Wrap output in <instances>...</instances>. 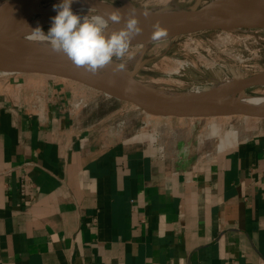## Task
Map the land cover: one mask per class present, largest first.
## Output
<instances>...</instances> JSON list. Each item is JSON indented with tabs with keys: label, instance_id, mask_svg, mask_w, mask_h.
<instances>
[{
	"label": "crops",
	"instance_id": "1",
	"mask_svg": "<svg viewBox=\"0 0 264 264\" xmlns=\"http://www.w3.org/2000/svg\"><path fill=\"white\" fill-rule=\"evenodd\" d=\"M132 108L64 78L0 76V264H264V121L178 160L115 133Z\"/></svg>",
	"mask_w": 264,
	"mask_h": 264
},
{
	"label": "rangeland",
	"instance_id": "2",
	"mask_svg": "<svg viewBox=\"0 0 264 264\" xmlns=\"http://www.w3.org/2000/svg\"><path fill=\"white\" fill-rule=\"evenodd\" d=\"M103 1L114 6H122L121 2L116 0ZM128 1L136 8H143L142 11L188 8L194 4L205 5L211 2V0ZM59 3L60 0H42L40 7H50ZM43 16L45 14L38 15ZM51 25L43 26L41 30L47 33ZM121 62L126 64L124 71L131 79L143 85L181 92L193 88L202 90L229 82L233 78L230 74H223L220 79H216L213 75L205 74L204 70H211L214 74L218 67L222 70L239 69L244 75L240 76L242 79H249L253 74L264 72V32L211 30L181 33L143 49L139 48L137 43H131L128 56L111 66L115 67V63ZM179 62L188 63L191 67L186 71H180ZM49 76L63 78L54 74ZM251 85L258 86L245 91L247 95L264 96V83L260 78ZM82 105L85 107L88 103L83 102L79 106ZM132 109L134 116H127L128 112H123L118 118H113L115 133L125 135L127 139L139 137L142 140L155 141L178 160L189 153L194 154L196 158L211 156L238 139L252 135L254 128L264 121V111L260 114L250 112L230 114L229 117H226L227 115L174 117L151 115ZM246 115L257 118L248 119ZM171 143L172 149L168 147ZM163 147L160 149L163 150Z\"/></svg>",
	"mask_w": 264,
	"mask_h": 264
},
{
	"label": "water",
	"instance_id": "3",
	"mask_svg": "<svg viewBox=\"0 0 264 264\" xmlns=\"http://www.w3.org/2000/svg\"><path fill=\"white\" fill-rule=\"evenodd\" d=\"M29 1L31 2L32 0ZM41 1L42 0H34V3L28 9L23 8V10L0 22V36L9 35V32L13 29L12 27L28 23L31 17L56 11L53 7L41 8ZM90 1L103 0H74L71 7L83 5ZM117 1L121 2L122 6H127L131 9H139L134 7L128 0ZM250 1L255 2L259 0H237L236 2L242 3ZM210 4L211 3L205 5L194 4L191 7L180 9L159 8L154 10H143L141 16L138 18L143 31L133 39L131 43H136L137 40L149 35L154 31V25L158 24L160 26L171 19L184 16H193L204 21L206 20L210 25L199 29L191 28L183 33L211 30L225 32L239 30L264 32V7L254 13H247L233 18L214 9ZM27 10H30V12H27ZM145 13H147V15H145ZM1 71L37 73L48 76L58 73L64 77V79L79 83L107 98L129 104L133 108L151 115L184 117L200 106L199 103L188 104L185 101L178 103L154 95L146 85L131 78L125 80L126 82L122 85H114L112 81L110 83H105L102 79L86 72L83 68L76 67L64 54L54 53L48 48L32 43H18L11 47L0 44V72ZM216 71L217 72L212 74L211 70H204V73L213 75L216 79H220L223 74H230L232 77H244L239 69L224 71L218 67ZM249 77L251 79L264 78V72H259ZM256 86L258 85L243 86L230 94L235 97ZM236 114L241 113L236 112ZM245 117L257 118L250 115H246Z\"/></svg>",
	"mask_w": 264,
	"mask_h": 264
},
{
	"label": "bare ground",
	"instance_id": "4",
	"mask_svg": "<svg viewBox=\"0 0 264 264\" xmlns=\"http://www.w3.org/2000/svg\"><path fill=\"white\" fill-rule=\"evenodd\" d=\"M29 0H5L0 1V22L8 19L17 12L23 10V8H29L34 2ZM117 1V0H116ZM177 1V0H176ZM237 0H211V6L219 12L230 16L237 17L245 15L247 13H254L255 11L264 7V0L255 2H236ZM168 2V1H167ZM177 4V3H176ZM178 5V4H177ZM181 5V4H180ZM41 7V8H51ZM144 7V6H143ZM177 7V6H176ZM183 7V5H182ZM73 12L81 16L84 15H95V14H107L111 11L119 10L122 16H130L132 11L135 10L137 18L141 16V9H131L127 6H114L107 4L104 1H90L86 4L71 7ZM159 8V7H157ZM180 9V7H178ZM143 9V8H142ZM90 11V13H89ZM27 12H30V10ZM57 15V11L46 13L43 17L34 16L31 17L28 23L23 25H17L12 27V31L7 36H0V44L6 46H13L18 43H32L38 46H42L50 49L48 42L39 33H33L36 28H40L46 25L52 24V18ZM210 24L206 20H202L193 16L177 17L167 21L160 25V28L164 30L165 35L160 39H153L154 31L149 35L136 41L139 48L148 47L154 43L162 42L171 38L174 35L181 34L190 30L191 28L199 29L201 27L209 26ZM123 27V21L120 24L110 25L109 31L112 29H119ZM45 35L47 33L43 32ZM231 37V36H230ZM169 43V42H168ZM131 46V45H130ZM157 50V49H155ZM154 50V52H155ZM160 50V49H159ZM153 53V52H152ZM191 67L188 63L179 62L180 71H186L187 68ZM193 67V66H192ZM114 67L109 65L101 69L94 76L102 79L105 83L113 82L114 85H122L125 80L130 79V75L125 71H114ZM191 69V68H190ZM196 70V69H195ZM229 70V68L227 69ZM178 71V70H177ZM190 71V70H189ZM225 71V70H224ZM192 72V69H191ZM12 71H1V75L12 74ZM54 75L62 77L60 74L55 73ZM64 78V77H63ZM234 78V79H233ZM229 82H224L221 85L209 86L200 90L199 88H193L186 91H177L173 89H156L153 87L146 86L154 95L161 96L170 101L178 102L185 101L189 103H199L200 106L195 110L191 111L187 115L188 117L207 115H227L239 113H253L260 114L264 111V96H253L247 95L245 92L240 93L237 96H233L234 90L239 89L243 86H249L253 82H257L258 79H242L233 77ZM264 83V78H260ZM137 110V109H136Z\"/></svg>",
	"mask_w": 264,
	"mask_h": 264
},
{
	"label": "clouds",
	"instance_id": "5",
	"mask_svg": "<svg viewBox=\"0 0 264 264\" xmlns=\"http://www.w3.org/2000/svg\"><path fill=\"white\" fill-rule=\"evenodd\" d=\"M73 3L74 0H60L59 4L53 5L57 15L52 18L47 34L40 28L33 33L43 36L52 52L64 54L76 67L93 75L116 61H123L129 54L131 42L143 31L135 10L130 16H122L119 10L81 16L73 12ZM122 21L123 27L109 31L110 25ZM153 27V39L165 35L158 24ZM125 69L126 64L121 62L115 63L113 70Z\"/></svg>",
	"mask_w": 264,
	"mask_h": 264
}]
</instances>
